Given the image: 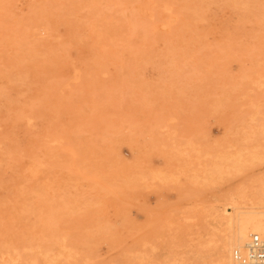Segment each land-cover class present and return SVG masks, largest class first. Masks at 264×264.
Returning a JSON list of instances; mask_svg holds the SVG:
<instances>
[{
    "label": "rangeland",
    "instance_id": "374dc122",
    "mask_svg": "<svg viewBox=\"0 0 264 264\" xmlns=\"http://www.w3.org/2000/svg\"><path fill=\"white\" fill-rule=\"evenodd\" d=\"M263 125L264 0H0V264L216 259Z\"/></svg>",
    "mask_w": 264,
    "mask_h": 264
},
{
    "label": "bare ground",
    "instance_id": "6f19581e",
    "mask_svg": "<svg viewBox=\"0 0 264 264\" xmlns=\"http://www.w3.org/2000/svg\"><path fill=\"white\" fill-rule=\"evenodd\" d=\"M253 113H254V111H253ZM253 115H251V116L253 117ZM254 117L256 118V114ZM254 117L250 118L249 121L252 119V122H253ZM249 121H246V122H249ZM256 121H258V119ZM246 122L241 124L240 127H241V130L243 132L242 138H245L246 145L248 146L249 142L247 144V141L253 142V136H254L253 134L256 133L257 131L254 132L255 129L252 126V123H250L251 121L249 123H246ZM259 122H258V125H260ZM254 123H255V119H254ZM253 125L255 126V124H253ZM261 125H262V122H261ZM156 127L157 128H155L156 129L155 131H157V129H158L161 132H167L168 133V134L166 133L167 136L164 133H162L166 137L162 136V138L159 141H161L163 143H166L168 141L167 138H170L171 140L179 138V136H175V137L172 136L171 133H173V134L178 133L180 135L181 139H184L185 141L189 140V139H185V136L183 135L187 131V128H185L184 126H180L178 124L175 125V124H163L162 123L160 125H157ZM256 127H258V126L256 125ZM259 127H261V126H259ZM259 127L257 128V130L260 129ZM263 127H264V125H263ZM262 130L264 131V128ZM258 132H260V131H258ZM159 135H161V134H159ZM158 137H160V136H158ZM158 137H157V139H158ZM155 141H158V140H155ZM172 141H175V140H172ZM169 143H170V141H169ZM251 146H249V147H251ZM258 146L260 147L261 145H258ZM260 149H262V148H260ZM256 150H258V149H256ZM239 176H240L239 177L240 182L243 186L234 185V186H230L228 188L230 190L228 192V193H230V196L228 198L230 201L229 203H227V204L224 203L225 197L223 194L225 191H223L219 195L218 194L216 195L218 202L214 203L213 208H212L216 214L213 212H212V214H215L214 215L215 216V218H214L215 224H218L220 226L218 228V230L220 233H222V234H220L221 244L219 246H216L217 244L215 242H213V245L215 243L214 246L218 247V250L216 253L217 258L212 259L210 262L205 263V264H240L234 258L235 250L244 251L245 246L249 242L251 235H253L255 233L260 234L264 237V207H262V205H264V169L260 170V171H247V172L244 171V173H241ZM233 190H235V191H233ZM240 190H243V191L248 190L250 193L249 192L246 193V191L245 192L242 191L241 193H239ZM245 199L247 201L251 202L250 207H243L241 205L242 203H244L243 201ZM246 202L244 204H246ZM229 204L232 205V211L231 212H229L227 210V206ZM245 208H246V210H245ZM242 209H244V210H242ZM230 210H231V208H230ZM232 229H234V230H232ZM24 235H27V234H24ZM24 235H23V238H25ZM26 238H27V236H26ZM31 238H33L32 235H31ZM214 238H216V237H213L211 239V242ZM10 239L12 240L13 238H10ZM14 239H17V238H14ZM27 239H30V238H27ZM218 240H219V238H218ZM27 241H29V240H27ZM4 242H6V241H4ZM29 242H27V243H29V245H30L31 240ZM0 243H1V241H0ZM9 243H10V241L7 244H9ZM3 244H5V243H3ZM29 245L27 244L26 246L28 247ZM213 245L211 244V246H213ZM1 246L2 245H0V247ZM26 246H22V248L26 247ZM34 246H36V245H34ZM30 247L32 248L33 246L30 245ZM213 248H215V247H213ZM10 249L14 250L13 247ZM17 249H18V247H17ZM23 249H21V250L23 252H25L26 248H23ZM28 250H30V249H28ZM34 250H35V248H34ZM7 251H9V248ZM14 251H13V253H14ZM18 251H20V250L18 249ZM22 251H20V252H22ZM11 252L12 251H10V254H11ZM20 252L17 253L16 256H18V254H20ZM37 252H39V251H37ZM45 254L42 255V252H41V255L43 258H44V256H46ZM4 255H3V257H4ZM1 256H2V254H1ZM8 257H11V256H8ZM27 257L30 258V256H28V255L26 256V258ZM28 258H27V263L30 262V264H31V261H28ZM37 258L33 257V258H31V260L32 259L36 260ZM7 259H11V258H7ZM12 260H13V258H12ZM15 260H16V262L19 261L17 259H15ZM24 260L26 261V259H24ZM20 261H22V260L20 259ZM43 261L46 262L47 260H45V258H44ZM16 262L15 263L12 262V263L16 264ZM33 262H34V260H32V264H33ZM19 263H22V262H19ZM5 264H7V262ZM24 264H26V263H24Z\"/></svg>",
    "mask_w": 264,
    "mask_h": 264
},
{
    "label": "built area",
    "instance_id": "2783aa9c",
    "mask_svg": "<svg viewBox=\"0 0 264 264\" xmlns=\"http://www.w3.org/2000/svg\"><path fill=\"white\" fill-rule=\"evenodd\" d=\"M234 258L240 264H264V237L253 234L245 246V250H235Z\"/></svg>",
    "mask_w": 264,
    "mask_h": 264
}]
</instances>
